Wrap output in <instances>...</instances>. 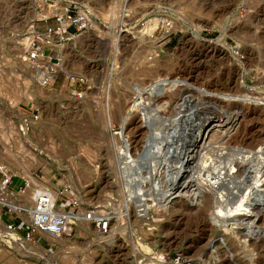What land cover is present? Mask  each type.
Segmentation results:
<instances>
[{"label": "rangeland", "instance_id": "374dc122", "mask_svg": "<svg viewBox=\"0 0 264 264\" xmlns=\"http://www.w3.org/2000/svg\"><path fill=\"white\" fill-rule=\"evenodd\" d=\"M38 1L0 0V166L14 174V187L26 180L56 194L67 189L81 210L97 206L118 217L124 229L100 239L78 232L67 235L69 240L56 235L52 242L35 234L26 239L31 245L1 248L0 264H139L146 256L136 259L137 241L148 243L165 264H175L167 260L177 254L184 264H260L264 180L262 196L255 197L262 204L253 203L258 207L244 218L256 225L253 230L227 214L218 222L213 189L199 188L197 181L219 177L218 185L227 187L220 200L226 211L256 163L264 161L263 143L254 154L231 140L251 124L243 110L264 114V0H91L96 21L75 36V44L65 45L64 64L57 73L53 69L54 81L45 86L23 60L25 43L19 42L29 13L38 15ZM196 3L200 9L193 10ZM150 19L157 24L151 32ZM37 24L42 28V21ZM69 74L90 80L79 96L74 90L83 85L72 83ZM113 93L125 109L135 105L127 125L134 121L136 128L127 139L137 146L147 131L142 146L149 155L129 164L128 177L116 175L111 159L112 185L105 186L104 166L117 147L119 125L115 116L108 118ZM29 120V129L21 132ZM204 122H209L204 137L194 141ZM237 161L249 166L235 180L226 171ZM182 181L183 189L171 187ZM140 183L142 196L128 195L126 189Z\"/></svg>", "mask_w": 264, "mask_h": 264}, {"label": "bare ground", "instance_id": "6f19581e", "mask_svg": "<svg viewBox=\"0 0 264 264\" xmlns=\"http://www.w3.org/2000/svg\"><path fill=\"white\" fill-rule=\"evenodd\" d=\"M203 1H205V0H200L201 3ZM90 2L91 1L88 0V3H90ZM200 2L198 4H200ZM115 5L114 4H109V9L110 10H114V8H116ZM197 6L198 5L196 3V5L193 6V10L194 9H196V10L200 9ZM38 16H40V14L36 15L35 18L38 17ZM32 18H34V11L32 13H29V15L27 16V20H25V21L27 23H29V22H31L33 20ZM254 19H255V17H254ZM94 21H96V20H94ZM250 22H251V20H250ZM147 24H148V30H149V32H151L157 25L156 24V19L148 20ZM91 27H92V25H91ZM196 28L199 29V27H196ZM114 37L115 36H113V35H111V37H110L112 42H114V40H115ZM70 40H72V39H70ZM70 40H68V41H70ZM19 42L26 44L27 37L23 36L19 40ZM67 42L65 43V45H67V44H69V45L70 44H75L77 42V38L74 37L73 40H72V43L71 42L67 43ZM112 45H113V43H112ZM64 48L61 51L62 52V60H64V58L66 56L65 55V49L66 48L65 49ZM115 51H117V49ZM35 61H36L35 63H41V61H37V60H35ZM27 63L30 65L29 68L35 73L34 75H35V77H37V80L39 81V84L41 86H45V85L42 84V81H41L42 78H48L49 84H50V82L54 81V77L56 76L57 71L64 64L63 61L61 63H59V64H56V65L55 64H50L48 62H44L43 63V64L46 65V67L47 66L49 67L50 65H52L54 70H55V72H56L55 73L54 70L52 72H48V71H46L45 68L44 69H39V68L35 67V65L29 63L28 61H27ZM41 76H42V78H41ZM89 82H90V80H89ZM89 82H88V84H89ZM77 94H78V96L80 95L79 93H77ZM113 94H112L111 102L108 105V107H109V109H108L109 110L108 118H109V121H111L112 116H115L117 118V120L119 121V125L117 126L118 131H116V133H115V134H117V136L115 138L117 140V147H116L115 151L112 152V156L111 155H107L108 161L105 163L107 165L104 166L105 169L107 170L106 174L104 173L106 176L104 175L105 177L103 178L104 179V183L106 184V185L104 184L105 186H109L107 184H111L110 183V180H111L110 179V175H111V173H110V168L108 166V162H110L111 159H114V162H115V168L114 169L116 170V173H117V174L116 173L115 174L121 176V175H124L126 172H128L127 170H130L128 168V167H130L129 166L130 163L133 164L136 160H144L149 155V152L146 151L145 146H142V144L144 143L143 140H144V137H145V133L147 131L143 132V135L141 136V138L137 140V142H139L138 144H140V145L137 144V146H134V145L132 146V143H130L129 140L127 139V135H126L127 132L130 133V132H132V130L134 128H136L134 121L131 122V124L127 125V122L129 121L131 112L133 110L132 108H134L135 105L131 106L132 108L127 110V109H125L126 107H124L125 104H124V101L122 100V98L120 97V95H118L117 93L116 94L113 93ZM177 94L178 93H176L174 95V97L177 96ZM235 107H239V105L237 104V106H235ZM102 111H104V110H101L99 113H102ZM100 115H102V114H100ZM243 115H244L243 117L250 118V123L251 124L247 128L244 127L242 129L241 128L237 129L236 132L233 134L231 140H232L233 143H237L238 142V143L244 144L248 148L247 150H248L249 153L250 152H254V154H255L256 152H259V150L262 148V143L264 144V130H263V123H262L264 121V114L260 110L256 111V110L246 109V110H243ZM22 117H24V115ZM31 121L32 120H29V122H26V123H24V124H22L20 126L21 127V132L27 131L29 129ZM102 122H103V124L105 123L104 119H103ZM205 123L209 124V122H204V123L199 125V127H198V136L195 139L192 137L194 139V141H197V140H199V139L204 137L205 131H204L203 128L205 126ZM139 135H141L140 132H139ZM136 137H138V136H136ZM232 161H234V160H232ZM263 162L264 161H261L259 164H258V162L256 163V165H258V166H257V168L255 170H253V172H254V174L252 173L253 176L251 175L252 177H251V179L247 180V183H245V184L242 183L244 185V187H242V188L239 187L240 189L238 188V194L236 195V197L234 199L232 197L233 200H231L230 207L227 208L226 211H225V209H222L223 206L220 204L221 203L220 200L224 197L225 191L227 190V187L225 185H220V186L218 185L219 177H215L214 180L211 178L213 181L210 178L208 180L207 179L208 177H206L205 180L207 179L206 181H209L208 183H206V181L204 179L202 181H200V180L197 181V184H199L198 185L199 188H204L207 191H209L208 189H213L212 190L213 191V198H214V200H213V203H214L213 214L215 215V219L218 222L220 220H224V218L227 217V216L224 217V215L227 214L229 217L233 218L232 222L237 223V224L238 223L242 224V226L244 225L245 228H248V229H252V230L255 229L256 225L253 224L252 222H250L251 220H249L248 223L244 222V218L248 217V214H251V210L252 209L254 210V208L258 207L256 205L252 206V204L255 203V197L262 196V194H263L262 190H259L260 189L259 187L262 184V181L264 180V165H263ZM136 164H138V163H136ZM244 164L242 162H238V161L234 162V163L233 162L229 163L228 164L229 166L228 167L226 166L227 169H228L226 171V174L228 173V174L232 175L233 176L232 179H235V180L238 179L240 176H244V174L247 171V167L249 166V164H246V163H244ZM185 166L186 167H184V169H186L188 167L187 165H185ZM125 175L127 176L129 174H125ZM120 176H119V178H120ZM126 176H124V177L126 178ZM122 180L124 182H127L124 178L121 179V181ZM101 185L102 184L98 185L97 187H100ZM243 185H241V186H243ZM34 186L35 185L30 184L28 182L27 186L24 188V190L19 193V196H18L17 200H11L8 197L6 199V200H9L10 202H12V208L11 209L13 210V209L16 208L15 210L21 215V217L24 219V221H30V214L28 212H26V209H30L34 205V201H33L32 197H31L32 188ZM124 186H125V184H124ZM124 186H122V187H124ZM182 186L185 187V182L184 181L176 182V183L172 184L171 187L174 188L175 190H178V189H183ZM118 187L121 188L120 186H118ZM142 187L143 186L140 183V184H136L133 187L134 189H128V188L127 189L124 188V189L127 190L128 195H129V193L132 195V194H135L137 192L138 194H140L142 196V194H143L142 192L144 191V190L141 191L143 189ZM199 188H196V189H199ZM51 190H52L53 198L57 199L58 198V194H56V192L54 191L53 188ZM167 191L168 190L164 191L162 193V195L166 196L167 195L166 194ZM121 192L122 191H120V193ZM151 194H153V193H151ZM210 195L211 194L209 193V195H206L205 199H204L205 200V202H204L205 206L208 205L207 206L208 208H209V206H211V203H212V199L210 198ZM3 201H0V237L2 238V239H0V250L2 248L3 251L8 252V250H9L8 247H14L15 248L17 246V244H22L25 247L27 245H31V242L28 243L29 242L28 240H26L24 237L19 236L17 234L18 233V228L17 227L15 229H13V230H9V229L6 228L4 221H2V219H1V211H2V202ZM18 202H20L24 206L23 211H18V208L16 206ZM62 204L63 203H61V206H60L61 208H62ZM106 206H108V205L106 204L105 207ZM165 207H167V206H165ZM204 209L206 210V208H204ZM79 210L81 211L80 204H79ZM104 212H106V211H104ZM198 214H200V213H198ZM214 215H212V216H214ZM108 217H109V228H108V230L106 232H98V231H96V229H95V227H94V225L92 224L91 221L80 219V220L74 221V223H72L70 225V228H69L68 231H66L65 233H60L57 236L64 235L69 240V238L74 237L73 232L74 233L78 232V233H80L83 236L84 235H91V236L95 237V239L96 238L100 239V238H107L111 234L112 229H117L119 231H122L124 229V225L120 224L121 221H120V219H118V217L116 218L113 215L111 216V214H108ZM249 217H250V215H249ZM213 221H215V220H213ZM252 221H254V220H252ZM89 224H91V228L89 227ZM112 224L113 225L115 224L116 228L111 226ZM35 234H37V236L42 234L44 236V238L46 240H48V242H50V241L52 242V241L56 240V234H53L51 232H40V233H38V231H34L33 235H35ZM3 235L6 238L3 239V237H2ZM67 235L68 236L70 235L72 237H68ZM135 247H136V251L138 252V256L136 257V259H138L139 257L146 256L145 258L139 260V262L137 260V262L139 264H143L144 261H145L144 264H165V263H162L163 261H162L161 255L155 253L148 243L137 241V243L135 244ZM6 252H4V253H6ZM72 263H73V261H72ZM259 263L260 264H264V255L260 259Z\"/></svg>", "mask_w": 264, "mask_h": 264}, {"label": "built area", "instance_id": "2783aa9c", "mask_svg": "<svg viewBox=\"0 0 264 264\" xmlns=\"http://www.w3.org/2000/svg\"><path fill=\"white\" fill-rule=\"evenodd\" d=\"M36 14H40V16L33 19L26 28L27 42L23 60L39 69L45 68L46 71L52 72L53 66L46 67L43 63L48 62L55 65L61 63L63 61L61 51L65 47V43L90 29L95 20V14L87 0H39L36 5ZM37 21L43 22L42 28L38 26ZM35 60L41 61V63H35ZM66 77L70 78L72 83L76 81L83 85L82 88H79L80 90H74L76 94L82 92V89L89 85L86 76L69 74ZM41 81L43 85L49 84L48 78H42ZM13 176L8 168L0 166V201L4 200L2 208H6L2 212L4 223L9 230L17 227L19 236L31 239L34 237V231H38V233L51 232L58 235L68 231L70 225L80 219L91 221L98 232L108 230V213L102 212L97 206H87L86 209L80 211L75 195L71 196L69 192L66 193L67 189H63L58 190L57 199L53 198L52 188L47 185H35L32 188L31 197L34 205L32 208L26 209V212L30 214V221H24L15 210L16 208L11 209L12 202L6 200L7 197L17 200L19 193L27 186V182L24 180L23 184L14 187L12 185ZM59 198L66 202H61ZM61 203H63L62 208L60 207ZM16 206L18 211H23L24 206L20 202ZM167 261L175 264L185 263L180 254Z\"/></svg>", "mask_w": 264, "mask_h": 264}, {"label": "water", "instance_id": "95a60500", "mask_svg": "<svg viewBox=\"0 0 264 264\" xmlns=\"http://www.w3.org/2000/svg\"><path fill=\"white\" fill-rule=\"evenodd\" d=\"M255 202L258 204V205H261L262 202L259 200V199H255Z\"/></svg>", "mask_w": 264, "mask_h": 264}]
</instances>
